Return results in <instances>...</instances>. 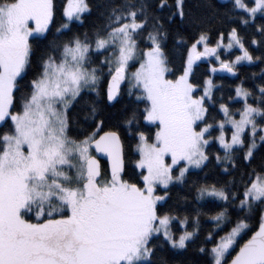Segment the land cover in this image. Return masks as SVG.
Masks as SVG:
<instances>
[{
  "label": "snow or ice",
  "instance_id": "obj_1",
  "mask_svg": "<svg viewBox=\"0 0 264 264\" xmlns=\"http://www.w3.org/2000/svg\"><path fill=\"white\" fill-rule=\"evenodd\" d=\"M198 6L205 9L199 16L186 0H120L101 13L102 24L79 32L73 24L83 25L92 6L67 0L65 19L37 48L33 42L48 39L55 24L57 0H0V264H172L159 250L165 243L187 250L208 214L198 212L189 230L190 217L167 207L170 186L213 163L214 182L192 181L196 199L218 202L208 216L215 231L195 250L206 264H264V160L256 164L264 145V83L257 96L241 81L229 99L243 107L220 102L217 120L209 109L218 86L211 76L202 85L193 79L202 59L219 63L212 74L233 76L242 63L264 64L240 31L257 27L264 37V23H254L258 14L264 18V0ZM212 21L232 23L213 39ZM177 24L195 28L178 76L166 50ZM177 35L178 43L189 42ZM234 48L241 53L234 59L224 54ZM125 81L126 94L145 103L125 120L128 135L138 137L135 177L126 172L120 130H103L101 118L103 102L117 101ZM141 120L155 130H141ZM217 143L223 155L213 151ZM98 155L107 158V170ZM174 221L182 232L173 231ZM246 230L250 238L238 243Z\"/></svg>",
  "mask_w": 264,
  "mask_h": 264
},
{
  "label": "trees",
  "instance_id": "obj_2",
  "mask_svg": "<svg viewBox=\"0 0 264 264\" xmlns=\"http://www.w3.org/2000/svg\"><path fill=\"white\" fill-rule=\"evenodd\" d=\"M157 0H153V5ZM203 0H186L187 7L191 9L192 13L199 16L205 12V9L199 7ZM212 2L217 5L229 4L231 1H223V0H212ZM67 0H57L58 11L55 20V24L50 30V34L48 35V39L40 38L35 40L34 47L44 48L48 44V40L51 39V32L54 31L55 26H58L65 18L62 16V9L66 5ZM89 3L92 6V12L90 14H86L85 23L83 25H79L74 23L73 29L75 31L83 32L89 30L93 24H102L103 19L101 13L105 11V9L110 6L112 3H120V0H89ZM169 3H173V0H169ZM168 9L165 8L162 10L164 16L168 14ZM240 10H237L239 12ZM246 15V14H245ZM232 23L231 21H227L224 24H220L217 21H212L209 25L212 28V37L216 38L217 31L221 29H227L228 25ZM257 26L264 23V18L257 16V20L254 22ZM233 26H236L233 24ZM240 31L242 35L245 37L246 46L249 47V50L253 52L254 55L260 56L264 55V45L261 44H251L253 39L257 41H264V37L261 36L260 32L257 30V27L252 26H243L240 25ZM184 36L188 39V43H178L179 36ZM195 34V28L189 25H181L177 24L171 27V31L169 33L168 39L166 41V50L169 55L170 68H172L176 75L180 74V69L186 61L188 50L191 46L192 41L191 37ZM226 56L234 59L235 55L241 54L239 49H234L229 53H224ZM102 59V57H101ZM218 66L215 59H212V63L210 64L208 61L204 62V60H200L199 63L194 68V76L193 79L199 83L203 84V81L207 79L209 76L212 77V73L210 72V67L212 65ZM133 69V68H131ZM262 69H264V64L257 61L253 64L242 63L238 66V75L236 78H228L224 76H220L218 74L213 75V82L218 86L214 89L213 99L216 101L215 105L210 107V114L212 117H215L217 120L223 119V113L219 109V103L224 102L228 103L231 108L240 109L243 107V101L240 99L230 100L229 97L235 96V87L240 84L241 81L244 82V86L249 88L254 92L255 95H259L258 85L264 83V75L261 74ZM255 74V75H253ZM29 78L32 75V72H29ZM169 78H175L170 74ZM107 80V77H105ZM102 87L104 85L102 84ZM128 86L124 85L121 89V96L118 98L116 103L109 104V102L105 101L102 104V114L101 118L105 120V127L103 130H109L112 128H118L121 132L122 139L125 140V162H126V172L129 176L135 177L136 174L140 173V171L136 168V162L139 159V155L136 152V143H138V137L135 135H128L127 133V125L125 124L126 118L130 115L131 111L134 108L143 109L145 106L144 102H137L135 97H129L127 93ZM95 96V94H92ZM249 102L252 103V99H249ZM239 117V113H237V118ZM135 127L133 131H135ZM138 127L144 131H154L155 126L149 125L145 120H141ZM230 134V128L226 129ZM102 134V132H101ZM218 134V131L215 133ZM213 151H219L221 155H223V149L220 148L219 144H215L213 147ZM264 160V145L257 150L256 155V164ZM102 166L107 170L108 163L102 161ZM207 172L208 176L205 177L204 173ZM219 175V166L214 163L209 165L207 168L198 171L190 172L189 179L185 182V184H174L170 186V198L167 202V207L173 210L174 215H179L183 217L187 215L190 217V226L189 230H191V225L194 224V217L198 212L207 213L208 215H201L200 217V227L201 233L196 243L191 245L187 250H173L169 245L165 243V247L159 250V254L167 257L172 264H206L207 257L199 254L195 249L202 244H204V237L208 231H215L214 224L215 222L210 220L208 216L214 214L215 209L218 207V202L213 201L211 198L205 200L196 199L197 193L195 191V187L192 185V181L200 180L203 182L207 179L208 182H214ZM239 176V173H237ZM160 192V190H159ZM183 197H187V201L183 199ZM259 213H257V219L253 220V227L257 226ZM173 231L182 232L183 225L177 221L173 222ZM224 233L221 232L220 235ZM250 232L242 233L243 239H238V243L242 244L246 242L248 238H250ZM218 240L219 237L217 236ZM212 244L209 241L207 243V247L211 248ZM238 250V249H237ZM234 255V253H233Z\"/></svg>",
  "mask_w": 264,
  "mask_h": 264
},
{
  "label": "water",
  "instance_id": "obj_3",
  "mask_svg": "<svg viewBox=\"0 0 264 264\" xmlns=\"http://www.w3.org/2000/svg\"><path fill=\"white\" fill-rule=\"evenodd\" d=\"M208 60L207 59H204V62H207ZM217 68H219V66L217 67ZM217 74L218 75H220V76H224V77H228V78H232V79H234V78H236L237 77V75L236 76H233L232 74H230V73H227V72H224V71H218L217 72ZM123 85V84H122ZM122 85H121V89H122ZM114 103H116V101L115 102H109V104H114ZM98 159H101V162L102 161H105V162H107V158L106 157H100L99 155H98V157H97ZM108 163V162H107ZM102 164V163H101Z\"/></svg>",
  "mask_w": 264,
  "mask_h": 264
},
{
  "label": "rangeland",
  "instance_id": "obj_4",
  "mask_svg": "<svg viewBox=\"0 0 264 264\" xmlns=\"http://www.w3.org/2000/svg\"><path fill=\"white\" fill-rule=\"evenodd\" d=\"M223 1H231V0H223ZM259 15V14H258ZM234 49H236V48H234ZM233 49V50H234ZM201 50H202V47H201ZM226 53H229V52H226ZM199 63V61H197L196 62V65ZM216 63L218 64V66H219V63L216 61ZM195 65V66H196ZM195 66H194V68H195ZM136 67H138V64L136 65ZM130 71H135V68H133V69H131L130 68ZM213 75L214 74H212V79H213ZM124 85L126 86H128L129 87V85H128V81H125V83H124ZM199 91V90H198ZM238 99V98H237ZM237 119H239V117L237 118ZM147 122V121H146ZM148 123V122H147ZM149 124V123H148ZM150 125V124H149ZM154 126V125H153ZM228 128H230V126H228ZM227 129V128H226ZM227 131V130H226ZM218 135V134H217ZM230 135V134H229ZM137 152V151H136ZM137 154L139 155V153L137 152ZM166 162H169L170 163V157H168V158H166ZM181 163H183V162H181ZM179 167V166H178ZM137 168V167H136ZM140 172H141V170L139 169V168H137ZM192 171H198V170H192ZM159 190L160 189H158V192H159Z\"/></svg>",
  "mask_w": 264,
  "mask_h": 264
}]
</instances>
